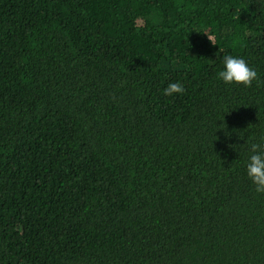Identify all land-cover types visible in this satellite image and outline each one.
Masks as SVG:
<instances>
[{"label": "trees", "instance_id": "16d2710c", "mask_svg": "<svg viewBox=\"0 0 264 264\" xmlns=\"http://www.w3.org/2000/svg\"><path fill=\"white\" fill-rule=\"evenodd\" d=\"M262 137L264 0H0V264H264Z\"/></svg>", "mask_w": 264, "mask_h": 264}, {"label": "clouds", "instance_id": "9594fccd", "mask_svg": "<svg viewBox=\"0 0 264 264\" xmlns=\"http://www.w3.org/2000/svg\"><path fill=\"white\" fill-rule=\"evenodd\" d=\"M207 39L215 44L213 37L207 36ZM220 65L215 72V79L224 85L247 88L258 80L257 71L242 56L225 53ZM184 91V85L176 81L167 83L162 89V94L172 97L182 95ZM244 171L255 193L264 195V137L260 138L259 142L253 140L247 148Z\"/></svg>", "mask_w": 264, "mask_h": 264}]
</instances>
